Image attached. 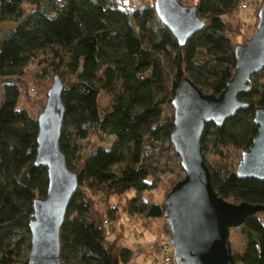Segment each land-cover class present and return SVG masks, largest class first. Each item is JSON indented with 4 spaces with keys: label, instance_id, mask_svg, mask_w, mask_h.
I'll list each match as a JSON object with an SVG mask.
<instances>
[{
    "label": "trees",
    "instance_id": "1",
    "mask_svg": "<svg viewBox=\"0 0 264 264\" xmlns=\"http://www.w3.org/2000/svg\"><path fill=\"white\" fill-rule=\"evenodd\" d=\"M242 1L178 0L205 23L180 46L158 19L155 0H0V23H16L0 31V264H27L32 204L48 184L46 168L34 164L37 117L16 108L24 92L16 82L27 68L37 70L31 88H43L45 98L55 76L62 82L59 147L78 186L59 229L61 264H130L132 249L109 238L119 221L110 199H124L129 217L164 221L169 236L163 204L145 194L163 175L173 176L167 193L184 177L170 140L171 102L184 77L203 93L223 91L238 46L230 19ZM248 86L237 95L248 108L219 126L205 123L200 145L204 159L215 158L205 163L218 197L263 206L264 180L240 179L235 170L257 131L264 67ZM100 93L111 98L109 108L98 107ZM239 232L246 245L234 264H264V211Z\"/></svg>",
    "mask_w": 264,
    "mask_h": 264
},
{
    "label": "water",
    "instance_id": "2",
    "mask_svg": "<svg viewBox=\"0 0 264 264\" xmlns=\"http://www.w3.org/2000/svg\"><path fill=\"white\" fill-rule=\"evenodd\" d=\"M154 7L158 19L180 46L205 24L195 7L181 5L178 0H155ZM257 19L250 39L235 47V69L218 96L201 92L184 77L171 102L174 112L170 140L184 172L163 203L175 264H234L229 231L239 230L246 218L264 211V205L231 204L216 195L200 145L205 123L219 126L238 110L248 108L237 95L249 90L250 76L264 67V1ZM61 94L62 82L55 76L37 116L34 164L46 168L48 184L45 197L32 204L27 264H61L59 229L78 186L77 175L68 169L59 147L64 115ZM253 122L256 134L242 153L235 174L240 179L263 181L264 104L255 109Z\"/></svg>",
    "mask_w": 264,
    "mask_h": 264
},
{
    "label": "rangeland",
    "instance_id": "3",
    "mask_svg": "<svg viewBox=\"0 0 264 264\" xmlns=\"http://www.w3.org/2000/svg\"><path fill=\"white\" fill-rule=\"evenodd\" d=\"M147 1V0H146ZM183 3L192 4L193 0H181ZM263 0H250L249 7L245 10H239L235 13L234 18L230 21L235 26L236 34L233 41L235 44H244L256 29L258 22L255 11L261 6ZM16 23H0V31H7L10 28H14ZM37 70L34 66H29L26 70V74L22 79V84L18 81L16 84L19 86L21 93L17 109H25L29 114L37 117L42 112V105L45 104L46 98L44 90L41 87L31 88V84H34V77ZM62 72H64L62 70ZM23 83L25 85H23ZM44 85V84H41ZM50 85V84H48ZM24 86V88H23ZM97 105L100 109L109 108L111 105V98L100 93L97 97ZM97 141V140H95ZM95 143V142H94ZM101 145L96 143L95 147ZM236 159L239 157L235 155ZM206 161L209 163L213 158L211 155L205 156ZM173 178L172 175H163L157 181V187L153 191L146 193L145 197L148 201L163 204L166 197V193L169 189V179ZM131 194H128V197ZM95 203L102 207L100 202L95 198ZM124 199L111 198L110 204L115 205L118 209L119 221L112 226L111 236L115 237L119 245H124L132 249V259L130 264H171L173 259L167 263L165 262V254L162 252V246L166 245L169 241V236L165 233L164 221L161 220H144L138 217H129L122 212V204ZM121 225V226H119ZM228 241L230 244L231 254L240 255L245 248V238L240 234L239 230H230Z\"/></svg>",
    "mask_w": 264,
    "mask_h": 264
},
{
    "label": "built area",
    "instance_id": "4",
    "mask_svg": "<svg viewBox=\"0 0 264 264\" xmlns=\"http://www.w3.org/2000/svg\"><path fill=\"white\" fill-rule=\"evenodd\" d=\"M250 0H243L240 5V10H245L247 7H249ZM107 225V224H106ZM162 252L165 254V262L169 263L173 259L172 249L169 245V243H166V245L162 246Z\"/></svg>",
    "mask_w": 264,
    "mask_h": 264
}]
</instances>
